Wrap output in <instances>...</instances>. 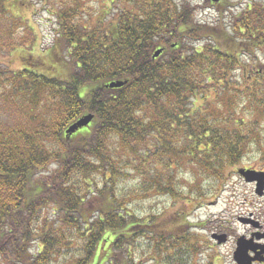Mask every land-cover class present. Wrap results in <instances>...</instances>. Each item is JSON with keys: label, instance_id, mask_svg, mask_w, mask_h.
<instances>
[{"label": "trees", "instance_id": "16d2710c", "mask_svg": "<svg viewBox=\"0 0 264 264\" xmlns=\"http://www.w3.org/2000/svg\"><path fill=\"white\" fill-rule=\"evenodd\" d=\"M12 1L26 11L39 4L55 18L53 49L71 61L61 64L66 73L52 60L9 75L43 114L27 131L0 127V264H139L132 245L140 249L144 235L148 249L163 239L127 207L132 193H118L125 169L149 178L140 192L177 193V173L193 166L200 180L193 190L206 193L251 149L264 151V73L243 82L232 76L264 49V0L239 11L204 0L228 17L220 31L196 20L200 7L188 0H108L113 12L97 10L95 21L86 19L84 0ZM20 28L34 47L29 21ZM21 42L4 40L0 49L27 46ZM117 80L125 83L106 87ZM85 114L92 120L67 137Z\"/></svg>", "mask_w": 264, "mask_h": 264}, {"label": "rangeland", "instance_id": "374dc122", "mask_svg": "<svg viewBox=\"0 0 264 264\" xmlns=\"http://www.w3.org/2000/svg\"><path fill=\"white\" fill-rule=\"evenodd\" d=\"M84 1L87 4L86 9L92 13V15L86 14V19L90 18L89 20L93 21L97 17L95 13L97 10L109 6L108 0ZM188 1L191 4L203 2V0ZM227 2L232 10L239 11L249 0H227ZM4 5L9 10L4 11L8 17L13 15L22 20L14 23L12 18L10 20L5 16L6 14L1 13L0 42L16 39V42L22 41L21 43L27 46L16 47L14 52L6 48L0 49V127L5 128L7 124V127L27 131L41 124L43 105L38 103L35 106L33 104L28 106L27 97L23 92L21 94L18 92L19 83L9 85V75L11 72L23 71L24 67H30L37 61L42 62L40 66L44 69V66L52 60L59 62L60 72L66 73L67 66L61 64L71 60L66 52L60 54V51L53 49L57 22L39 4L29 6L27 11L16 1L8 0ZM105 10L113 12V6ZM226 17H220L214 7L198 9L195 14L196 20L212 23L218 31L227 21L228 17ZM109 18L110 16H106V20ZM28 21L36 35L34 47H31L33 34L21 31L20 28L25 27ZM12 27L16 31H10ZM246 63L248 64L246 70L232 74L234 81L243 82L244 78H255L257 70L264 73V49L253 50L247 56ZM200 103V100L195 101L196 105ZM260 128H262L261 142L258 145L263 147L264 125ZM257 149L260 148L256 146L254 152L251 149L241 163L225 171L226 179L220 188L215 187L214 190L213 186L208 184L206 193L194 192L200 180H196L197 176L192 172L193 166L192 170L184 166L177 173V193H164L156 189L146 193L140 192V187L144 186L145 180L149 178L141 177L125 169L127 173H124L125 176L121 177L117 183L118 193H132L127 207L134 211L143 222L147 221L150 225L147 229L154 231L156 239H163L161 246L153 243L148 249L145 246L147 235H144L138 244L140 249L132 245L131 252L134 251L137 256L143 257L140 258L143 262L139 261V264H167L163 263L164 254L168 256L167 259H174L173 264H178L177 258L182 260V263L185 262L184 264H236L233 259L236 240L239 237L248 239L252 234L264 232V194L256 195L255 184L245 181L237 172L238 168L264 171V151L257 152ZM53 167L50 166V169ZM175 174L176 172L173 175ZM214 233L225 234L227 240L218 244L211 237ZM263 241V239L260 240L261 243ZM147 258H153V260L147 261Z\"/></svg>", "mask_w": 264, "mask_h": 264}, {"label": "water", "instance_id": "95a60500", "mask_svg": "<svg viewBox=\"0 0 264 264\" xmlns=\"http://www.w3.org/2000/svg\"><path fill=\"white\" fill-rule=\"evenodd\" d=\"M217 1V0H213ZM162 49L159 48L153 53V57H157L161 53ZM125 83V81H112L106 85V87L110 88H117L122 86ZM93 115L92 114H85L78 118L75 122L70 124L66 130L65 133L67 137H69L72 133L77 131L78 129H81L82 127H86L88 123L92 120ZM238 173L243 176L245 181L248 182H255L256 183V188H255V193L257 195H262L264 192V171H255L251 169H243L240 168L238 170ZM214 238L218 240V243H221L225 240V235H213ZM249 241L245 240L244 238H239L236 243V249L233 253V259L236 261L237 264H249V258L247 255V249L249 248L248 246Z\"/></svg>", "mask_w": 264, "mask_h": 264}, {"label": "flooded vegetation", "instance_id": "af4514ba", "mask_svg": "<svg viewBox=\"0 0 264 264\" xmlns=\"http://www.w3.org/2000/svg\"><path fill=\"white\" fill-rule=\"evenodd\" d=\"M244 239L249 241V248L247 249L249 264H264V241L263 243L260 242L261 239L264 240V232L252 234L250 238Z\"/></svg>", "mask_w": 264, "mask_h": 264}]
</instances>
